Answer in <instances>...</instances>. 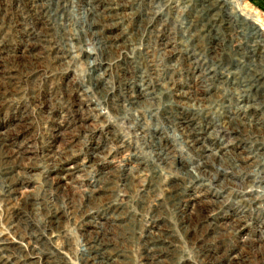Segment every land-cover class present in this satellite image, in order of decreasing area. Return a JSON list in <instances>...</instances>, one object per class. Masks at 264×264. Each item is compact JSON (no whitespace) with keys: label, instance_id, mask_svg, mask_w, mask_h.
<instances>
[{"label":"bare ground","instance_id":"bare-ground-1","mask_svg":"<svg viewBox=\"0 0 264 264\" xmlns=\"http://www.w3.org/2000/svg\"><path fill=\"white\" fill-rule=\"evenodd\" d=\"M26 6L30 20L36 22L32 28L21 29L22 59L40 58L41 54L29 53L39 46L52 64L65 66L68 60L80 62L85 77L76 89L64 91L65 103H62L63 95L58 100L64 105L60 114L68 110L67 101L71 98L72 112L79 116L77 122H65L62 117L49 121L52 143L43 157V165L35 166L42 170L41 174H36L32 166H28V171L16 172L18 165L24 167L33 156L27 142L11 149L7 159L6 141L0 143L5 148L2 163L11 165L0 172V203L10 217L11 234L17 235L16 242L0 241V264H55V255L61 254L46 238V231L59 233V220L65 214L60 213V208H52L43 219L41 230L31 228L27 218L16 212L18 203L29 204L26 198L31 182H41L53 192L63 188L80 190L83 211L75 219L82 228L85 225L101 231L85 229L81 235L83 249L77 252L78 264H122L123 252L116 253L129 239L135 241L138 251L136 264H156L158 256L171 245L162 236V228L155 225L159 209H172L184 232L192 227L194 217L209 213L210 205L216 203L211 201L213 198L225 202L227 196L232 197L233 225L245 220L246 216L236 215L248 208H253L256 217L264 214V197L261 196L259 204H253L256 198L248 194L253 189L264 190V24L243 3L237 0H26ZM67 13L70 19L76 16L75 23H69ZM20 14L23 16L24 12ZM112 21L116 23L111 24ZM118 24L125 26L121 27L120 35H115L117 38L104 36L106 30ZM124 35L128 36L126 41L129 39L130 46L135 42L151 45L141 48L138 55H143L142 61L136 58L138 61L133 65L119 66L108 84L105 66L111 59L109 54L119 49L112 43ZM85 45L91 50L85 51ZM174 53L177 67L162 66L161 62L166 64ZM10 68L0 62V79H13ZM183 84L185 90L181 89ZM102 104L122 120L123 135L97 130L95 123L99 121ZM179 107L186 110L183 117L176 113ZM145 115L154 122L152 126ZM89 120L95 125L86 126ZM27 122L22 109L15 128ZM159 124L176 132L174 138L156 135L154 131L160 129ZM160 131L164 134L163 129ZM97 132L99 136L93 141ZM82 139L86 143L84 148L78 144ZM234 144H244L246 148L232 151ZM172 151L187 159L175 164L170 156ZM26 154L30 157H25ZM126 157H133L134 161L120 174L102 171L114 162L121 164ZM91 171L94 172L92 184L87 185L83 176ZM233 175L242 177L240 185L232 181ZM98 192L105 196L97 195ZM133 194L138 200L137 216L142 222L139 229L131 226L127 229L123 210L124 198ZM207 195L211 197L207 199ZM91 204L95 206L91 208ZM124 220L127 230L119 233V228L123 229L119 224ZM262 227L263 223L258 227L256 239L238 240L242 254L229 255L225 264L245 261L264 264ZM63 244L66 245L64 241ZM201 257L202 264L222 263L220 257Z\"/></svg>","mask_w":264,"mask_h":264},{"label":"rangeland","instance_id":"rangeland-1","mask_svg":"<svg viewBox=\"0 0 264 264\" xmlns=\"http://www.w3.org/2000/svg\"><path fill=\"white\" fill-rule=\"evenodd\" d=\"M237 1L243 3L245 8L253 12L252 14L255 15V17H257V19L262 22V24H264V0ZM22 12H24L23 16H21L20 14ZM27 12L29 11L27 10L26 0H0V18L2 20L0 21V62L7 68L12 67L10 68V72H13V79L11 81L9 79H0V143L3 139L6 141V144H4V147L8 149V153L5 157L6 159L10 156L9 151L11 149H15L18 144L23 145L24 142L28 143L29 151L31 152L30 156L33 155L31 156L32 159L30 158L27 160V162L29 161V163H26L24 167H22V165H18L16 172H20L23 170L28 171V166L35 167L43 165V157L44 155H46V151H48V147L51 145L50 143H52V128L49 123L51 119H60L62 117L64 120H66L65 122L77 120V117L79 115H76L75 112H72L73 108L70 103L71 98L67 101L68 105L66 107H68V110L65 109L63 110L62 114H60V108L64 107L62 103L66 102V96L63 95L64 91L66 92L67 89H71V91H73L79 85L80 79L82 80L85 77V70L81 65H79L80 62H76L75 60H68V65L65 66L59 65L58 62H56V64H52L49 60L46 59V54H44L39 46L31 49L29 53L41 54L40 58L39 56L36 58L33 57L31 58V60L25 59L26 61L22 59L23 57L21 56L22 45L20 35L22 33L21 29L24 26L32 28L35 26L36 22L33 21L32 18V21L30 20V16L29 14L27 15ZM68 15L69 14L67 13L66 18L69 23H75L76 16L73 19H70ZM6 21H8L9 23ZM113 23L116 22L112 21L111 24ZM20 24L22 25L20 26ZM120 25L121 24H118L115 28L106 30L104 36L116 37L117 35H120L121 29L125 26ZM171 30L175 33L177 32V30L174 31L172 28ZM262 30L264 33V27H262ZM127 37V35L118 36V42L112 43L113 46L118 45L119 49L116 50L117 52L112 51L111 54H109L111 59L105 66L106 76L108 78H106L107 83L108 81H110L108 84L112 83L113 78L117 74V69L119 68V66H121L122 64L133 65L138 60L142 61L143 55H140V57L138 55L142 52L141 48L144 47L143 49H145L146 47L151 45H145V43L142 42L141 46L139 43L135 42V44L130 46L131 43L129 39L128 41H126ZM122 38L125 39L127 46L124 42V39ZM84 50L90 51L91 47L89 45H85ZM114 55H116V57ZM12 57H14L15 59H13ZM136 58H138V60H136ZM176 58L177 54L174 53L171 57L167 58L166 64L164 62H161V64L162 66L165 65L166 67H177V64L175 63ZM257 59H259V57ZM81 60H83V58ZM3 62H5V64ZM33 65H35V67ZM103 67L102 70L104 69ZM26 68L29 70H27ZM184 83L185 85H187L186 82ZM185 85H182V90L186 89ZM211 92H214V89H211ZM62 95L65 99L62 103H58V100L60 97H62ZM66 95H68V93H66ZM48 108L50 111L48 110ZM22 109H24L26 112L28 122L27 124H24L25 126L18 127V129L15 128V123L16 120H18L19 112ZM176 113L179 114V116L183 117V114L186 113V110L179 107L176 109ZM98 114L100 115L99 121L95 123L98 124L96 126L97 130H107V132L122 134V120H119L116 114L113 111H110L106 105L102 104L100 106ZM147 117L148 116L145 115L147 123L152 126L154 122L148 121ZM90 122L91 120L87 121L86 126L88 125L89 127L90 125H95H92ZM199 122L201 121H195V123ZM158 128L163 129L164 134L160 131V129H157L156 131H154L156 135H160L161 137H163L162 135H165L171 139L174 138V134L176 132H173L165 124H159ZM98 136L99 134L97 132L96 137H92L93 141L96 140ZM92 139H90L89 137V142ZM78 144L79 147H82L86 143L82 139ZM105 145L111 146L110 143L106 142ZM4 147H0V172L3 168L11 167V165L2 163L3 154L5 153ZM239 147H243L244 149L246 148L244 144H240L239 146L234 144L231 146V150L235 151L239 149ZM28 156L29 155L26 154L25 157ZM170 156L172 157V161L175 162V164H181L187 159L186 156H181L179 155V152L176 151H172ZM33 159L35 160V162ZM124 160L125 161L122 162L124 164H116V162H114V165H109L102 171L104 172L106 170H113V172L118 175L121 173L124 167L131 165L130 163L134 161L133 157H131V159L126 157ZM35 169L36 174H41V169H39L38 167H35ZM249 170H252V167ZM93 176V171H91L89 174L84 175L83 179L85 184L91 185ZM230 178L232 179V181H234V183L240 185V181L242 180V177L240 175H233L230 176ZM263 185L264 183L262 184V186ZM46 188L47 187H45V185L42 186L41 182L33 184L31 182L28 190L30 191V194H28L26 198L29 201V204L18 203L16 212L24 216L25 219L27 218L26 220L28 224H30L29 226L31 228L39 230L40 227H42L41 225L43 219H46L52 208H60V213L64 212L65 214L64 217L59 220V223L61 225H58L57 227L59 233H57L55 230L54 232L46 231V238L50 243V246L58 251V253H61L55 255L53 261L55 264H78L77 252L83 249L81 248V235L85 233V229L90 231H97V229L85 225H83L82 228L80 227V222L78 221V219H75V216L79 215L80 212L83 211V208H81L82 205L80 190L71 191L69 189L63 188V190L53 192L52 190H47ZM60 194L63 196H61ZM98 194H100V196H105L104 193L98 192L97 195ZM248 194L251 195V198H256L253 204H259L262 199L261 196L264 197V190L253 189L251 191H248ZM49 196L51 198H49ZM93 197H95V192H93ZM134 197L135 196L133 194L131 196L129 195L128 198H124L123 210L125 219L128 220V227L126 220H124L125 222H121L119 224L123 226V229L121 227L119 228V233L120 231L122 232L124 229H126V227L127 229H129L130 226L134 229H139L140 227H142V222H140L139 217L137 216L138 200L136 197ZM210 197V195H207L206 198L209 199ZM105 199H102V201H104ZM211 201H216L215 204L210 205L209 210L211 212L209 211V213H205L203 215L199 214L201 216L198 215V217H194L191 221L192 227L187 232H184L181 225L179 224V221L175 217H173L174 215L172 214V209L166 208L158 210L159 216H157V219L155 220V225L156 227L160 226L162 228V236L164 238H167V243H170L171 245L167 247V251L165 253L158 256L156 264H202L201 255L220 257V259H222V263L225 264V260H227V257L229 255H236L240 253L242 254V248L238 244V240H243V238L256 239L259 236L258 227L262 223V228L264 229V214L256 217L255 215H253L255 213L253 208H248L247 210H244L236 215L237 218L241 215L246 216V218L242 221V223L233 225V223L231 222V215H234L235 210L232 209L234 206V200H232L231 196H227L225 202L221 198H213ZM93 206L95 205H92L91 208H93ZM197 214L198 213L194 215ZM136 216L138 217V219L136 218ZM9 218V215L1 207L0 203V241L3 239H13L14 242H16L17 238L15 236L17 235L14 236L13 234H11L12 231H10L9 229ZM231 226H235V228L231 229ZM100 231L101 230H98L97 232ZM63 241L66 245L63 244ZM124 243L122 247H119L120 251L116 253L120 255L121 252H123L124 259L121 261V263L136 264L138 251L135 241L133 239H129ZM245 263L257 264L256 262L249 261H245L243 264Z\"/></svg>","mask_w":264,"mask_h":264}]
</instances>
